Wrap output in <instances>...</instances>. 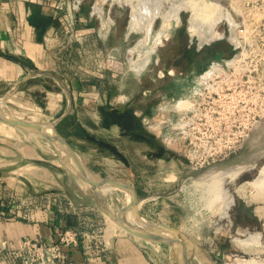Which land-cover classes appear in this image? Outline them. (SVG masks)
Instances as JSON below:
<instances>
[{"label": "rangeland", "instance_id": "374dc122", "mask_svg": "<svg viewBox=\"0 0 264 264\" xmlns=\"http://www.w3.org/2000/svg\"><path fill=\"white\" fill-rule=\"evenodd\" d=\"M180 1L182 0L163 1L161 11L164 14L168 13L173 8V4ZM195 1L201 8H205L207 5L213 6L214 9L209 8V12L215 11L219 5L230 14L229 18H224L226 22L224 21L221 27L222 30L226 27V40H223L226 42L227 52L226 72L221 74L222 70L218 68L222 67L215 65L208 73L210 75L209 78L212 80H216L219 75L220 78L225 79L226 83L222 82L213 86V82L205 83L206 78H203V81L187 88L183 92L180 101H178L177 108L172 107L174 111H167L164 117H160L159 114L151 118L147 127L151 133L150 137L142 134V128H139L140 133L135 132L136 139L143 135L146 139L145 141L150 140V145L148 142V146L130 142L128 144L132 145V148L131 146L128 147L125 156L120 158L109 156L105 158L102 155H91L87 161L90 164H98L103 173L111 177V180L127 182L136 189L139 202L138 213L144 219L152 223L170 226L188 235V237L205 248H209L211 237L216 234L220 227L218 222L238 214V209L231 207L233 205L230 204L229 197L233 196L237 204L244 202L245 198L238 192V188L242 185L246 187L247 195L255 192L256 189L252 184L259 178L260 170L264 166V156L258 162V169L248 173L250 174L249 177L244 178L239 183L229 177H225L222 180L224 198H229L228 204L230 205L227 204V206H224L223 200H217L212 207L209 206L211 198L206 194L204 196L202 190L196 187V178H183V176L191 168L188 158L194 155L198 147L194 145L195 141L198 143L201 140L200 135V138H195L194 136L195 126L202 127L200 130L204 134L203 139L205 137L211 138V134L214 137L218 126L224 121H226L227 130L231 132V137L233 136L232 130H240L243 134H246L243 146L226 160L243 152L247 153L251 145L250 156L255 155V143H258L261 137L264 139V135L261 134L259 136V128L262 124L264 125V0ZM126 3L124 0H82L81 5L73 10V16L77 22L76 28L82 30L86 28L91 33L89 31L81 43H72L75 48V54L68 59L62 57L61 54H56L57 57L54 58L56 62L55 69L56 72H59L56 79L47 78L42 84H35L32 81L33 84H30L38 87H33L25 94L10 92V88H7L8 86H3L0 89V108L7 114L23 120L44 124L53 122L66 110L68 101L64 88L68 87L64 79L68 81L70 76L90 78L92 84L95 83V79L99 82L104 80L102 84L104 87H109V89L111 86H115L116 91L121 94L119 100L115 98V103L124 100L126 102L127 99L131 98L133 95L132 87L135 85L136 76L138 75V65H141L147 59L156 34L154 33L152 36L150 35L151 38L150 36L147 38V29H145L147 22H145V25L141 24L144 27L138 26V29L131 34L128 41L123 40L121 36L127 29L130 12L132 18V6L130 3ZM133 3H136V1ZM110 5L113 7L114 16L112 15V17L108 14V17L101 16L99 12L107 11ZM97 6L100 8L97 9ZM189 11L187 14L190 16V14H193V10ZM164 14L160 16L164 18ZM199 16L200 18L204 16L203 12ZM112 18L113 20L115 19L116 24L112 30L113 38L109 39L108 31H110L109 26ZM79 19L81 21L85 19L86 24L79 23ZM159 23H161L160 18L157 19L156 24ZM219 35L222 36L221 33ZM140 40L143 45L138 47L137 43ZM229 40L236 45V49L231 47L233 45H231ZM132 47H135L136 51H134L135 48L129 50ZM223 75H226V77L224 78ZM106 78H109L110 81L115 79L116 82L108 83L105 81ZM39 86H48L49 89H55L54 91L63 93V107L59 112L51 113L44 109L48 99L42 94H35ZM206 86L211 92L219 91L218 94L213 93L214 97L217 98L214 104L209 102L210 98L207 97V100L202 98L208 93ZM86 92L88 90H83L82 95L86 94ZM100 100L102 98L100 99L99 97ZM186 104H188V107H186ZM7 128L11 127L7 126ZM13 130L23 132L24 136L29 140L38 141L48 153V155L43 156L44 162L50 164V161H53L56 164H60L59 168L63 169L62 165L64 164L61 161V155L50 139L41 134L18 128ZM154 132L159 134V139H154ZM119 133L117 127L112 125L109 127L108 132H105L104 137L109 140L110 145L114 148L117 145L120 150L126 151L124 137ZM164 145L170 151L164 150ZM261 152L263 151L261 150ZM217 163L209 165L208 161L202 160L199 163V167H201L199 169H207ZM103 190L105 191L104 193L102 192L103 195L98 199L97 205L106 207L108 211L115 215L122 213L126 221L131 224V218L134 219L131 205L133 195L129 201L127 198L128 192L125 189L106 187ZM248 204L256 207L257 215L254 216L255 221L260 226V229H263L264 233V200L248 202ZM260 206L263 213L262 211L261 213L257 212V208ZM98 210L102 213L103 227L105 230L107 228V234H109L110 230L116 229V226L111 223L112 221L107 213L100 208ZM228 210L230 217L226 215ZM118 230L125 234H131L124 228H118ZM260 234L261 237L257 245L264 249V237L261 241L262 233ZM138 240L144 242V239L138 238ZM150 242L156 246L157 252H160L163 264H178L176 248L171 244L156 241ZM240 248L245 251L242 247ZM262 254H264V250ZM262 256L260 259L254 257L235 259L231 252H224L219 254L214 260H217L216 264H236L239 260L254 259L256 261H264V255ZM199 258L201 259L196 246H190V264H202L204 261L202 259L203 262H201ZM204 264L206 263L204 262Z\"/></svg>", "mask_w": 264, "mask_h": 264}, {"label": "crops", "instance_id": "0c3cea01", "mask_svg": "<svg viewBox=\"0 0 264 264\" xmlns=\"http://www.w3.org/2000/svg\"><path fill=\"white\" fill-rule=\"evenodd\" d=\"M54 1L0 0V89L8 86L10 92L25 94L33 87H38L30 84L34 80L35 84H42L47 78L56 79L59 74L55 69L56 54H61L65 59L75 54L72 44L64 47L66 36L61 18L53 6ZM81 1L74 0L76 4H81ZM78 21L86 24L85 19ZM89 31L86 28L81 30L85 35ZM103 81L95 79L92 84L90 78L70 76L68 81L64 79L68 87L64 88L68 102L58 126L85 166L91 172L110 179L98 164L87 161L89 156L120 158L126 155L129 146L132 148L128 143L137 142L141 146H148L150 141H145L144 134L135 138L137 127L134 120L137 118H134L135 114L129 108L128 99L115 103V98L119 100L121 94L112 86L110 89L105 88ZM105 81L116 82L109 78ZM85 89L88 92L82 95ZM54 90L48 86H39L34 90L35 94L46 96L48 101L44 109L51 113L59 112L63 107V93ZM99 97L102 100L99 101ZM112 125L124 137L126 151L120 150L117 145L114 148L104 137ZM7 126L0 124V200L3 202L0 206V240H15L27 235L44 242L56 241L61 231L69 228L66 227L65 216L56 212L48 201L39 204L27 202L40 195L62 193L78 207L98 209V199L105 190L87 183L65 165L60 169V164L44 162L43 156L48 153L38 141L29 140L23 132L13 130L15 128L12 126L8 129ZM142 129L144 133L145 129ZM102 241L105 252L100 257L92 251V245H83L68 254L67 264H163L154 244L145 239L142 242L132 234L120 232L118 228L110 230L109 234L106 228Z\"/></svg>", "mask_w": 264, "mask_h": 264}, {"label": "flooded vegetation", "instance_id": "af4514ba", "mask_svg": "<svg viewBox=\"0 0 264 264\" xmlns=\"http://www.w3.org/2000/svg\"><path fill=\"white\" fill-rule=\"evenodd\" d=\"M96 8L98 9L100 7L97 6ZM112 10L113 7L110 5L107 11L98 12L101 16L108 17V15H113ZM189 10L190 9L179 10L178 13L171 18L166 16L162 18L160 15L163 14V12L161 11V14L157 15L154 19L150 35L152 36V34L155 33L156 36L154 37L152 49L148 54L147 59L142 63L143 65H138V75L136 76L135 85L132 87L133 95L128 99L129 108L135 114L134 118H137L134 120L135 126L138 128H136L137 133H140L139 128H144L145 131L142 134H146L150 137L151 133L148 131L147 127L151 118L159 114L160 117H164L167 111H174L172 107L177 108L176 105L182 98L183 92L187 90V88L195 86L203 81V78H206L205 82H213V86L216 84L219 85V83L222 82L226 83L225 79L220 78L219 75L216 80H212L209 78L210 75H208L209 71L215 65L222 67L221 74L226 72L227 52L226 42L223 41L226 40V27L224 29L225 31L221 29L225 20L223 19L213 26L202 27L204 29L203 31L208 30L211 33L209 36L201 37L197 30L198 27H196L198 24L197 20L193 19V14H190V16L187 14L190 12ZM129 17L130 19L127 29L121 36L124 41H128L131 34L136 31V29H131L130 27L131 12ZM159 18L161 19V23L156 24L157 19ZM110 22L111 25L109 26L110 31H108V35L109 39H112V30L114 29L116 22L113 18ZM215 31L217 34L216 36ZM219 33H221L222 36L219 35ZM141 40L137 43L138 47L143 45V43H140ZM230 43L233 45L231 47L236 49V45L233 44L232 41ZM133 48L135 47H132L129 50ZM228 50H230V48H228ZM134 51H136V48ZM134 51L131 54L132 57ZM223 76L224 78L226 77V75ZM207 79L210 80L207 81ZM114 88L116 87L112 86V89ZM207 92L210 102L217 100L213 93L217 94L218 91ZM153 135L155 140L159 139V134L154 132ZM164 150L170 151L165 145ZM169 153L174 154L173 152ZM222 162H226V160L220 161L219 163ZM249 175L250 174H246L242 180L249 177ZM231 204L233 205L231 207H236V209H238V214L231 216L229 215L228 210L226 215H229V217L231 216V218L218 222L220 227L216 234L211 237L210 247L205 248L200 243L194 241V246H196L199 253L201 252L200 254L204 259L207 258L206 260L209 262L211 261L210 264H216L217 260L214 259L224 252H231L235 259H249L252 257L260 259L263 257L262 255H264L248 254L237 244L238 238H248L250 237V234L256 232L262 233L261 241L263 240V229H260V226L255 221L254 217L257 215L256 207L248 204L245 200L244 202L237 204L235 198L234 203ZM260 233L258 234L261 237ZM200 260L203 262L202 258ZM202 264H204V262Z\"/></svg>", "mask_w": 264, "mask_h": 264}, {"label": "built area", "instance_id": "2783aa9c", "mask_svg": "<svg viewBox=\"0 0 264 264\" xmlns=\"http://www.w3.org/2000/svg\"><path fill=\"white\" fill-rule=\"evenodd\" d=\"M80 5L76 4L74 0L70 2L55 0L53 2L56 14L61 18L62 30L66 36L64 47L72 43H81L84 39L85 34L81 32L82 29L76 28L77 22L73 16V10ZM206 87L207 91H210L208 86ZM218 96L220 97V95ZM207 97V95L202 96L206 100ZM212 103L214 104L215 100ZM195 129V138H200V135L201 140L198 143L195 141L194 145L198 147L194 155L188 158L191 168L194 169L201 168L199 163L202 160L208 161L209 165H211V163L214 164L228 159L243 146L246 140V134H243L240 130H232L233 136L231 137V132L226 127V121L218 126L215 136L213 137V134H211V138H202L204 137L200 130L202 127L195 126ZM43 201L53 204L58 213L75 214L81 222L82 229L65 228L61 231L56 241L50 242H44L27 235L15 240H0V264H67V260H69L68 254L83 245L89 247L92 245V251L97 253L99 257L101 253L105 252V246L102 241V236L105 232L104 222L101 216L102 213L98 209L90 206L78 207L71 198L62 193H55L50 196L40 195L32 198L27 203L39 204Z\"/></svg>", "mask_w": 264, "mask_h": 264}, {"label": "water", "instance_id": "95a60500", "mask_svg": "<svg viewBox=\"0 0 264 264\" xmlns=\"http://www.w3.org/2000/svg\"><path fill=\"white\" fill-rule=\"evenodd\" d=\"M64 115L60 116L53 122L50 123H37L32 121L23 120L14 116H11L4 112L0 108V121L6 125L12 126L14 128L22 129L25 131L33 132L36 134H41L48 139H50L56 146L60 147L66 154L67 157L61 155V161L66 168L74 172L80 178H82L87 183L95 186L97 189L102 190L106 187L110 188H121L128 190L132 193V211L134 214V223H129L126 219L120 215H115L116 222L124 228L126 231L130 232L134 236L145 239L148 241L156 242H165L169 243L172 246L178 248L176 252L177 263L178 264H190V246H194L195 242L188 235L160 223H152L143 219L142 216L138 213V194L136 189L129 183L121 180H111L106 179L102 176L97 175L94 172H91L83 162L81 156L75 151V149L67 142L62 133L58 128V123L62 120ZM51 130L52 133H48ZM251 146H249V151L247 153L243 152L240 155H237L226 162L217 163L207 169H194L190 168L183 176V178L194 177L199 179L212 170L225 169L226 172L234 169L236 166H242L243 170L240 171L234 178L236 182L242 180V178L250 173L251 170L258 169V162L264 156L263 152L260 154L250 156ZM101 210L105 213H108V209L102 206H99ZM178 254V255H177Z\"/></svg>", "mask_w": 264, "mask_h": 264}, {"label": "bare ground", "instance_id": "6f19581e", "mask_svg": "<svg viewBox=\"0 0 264 264\" xmlns=\"http://www.w3.org/2000/svg\"><path fill=\"white\" fill-rule=\"evenodd\" d=\"M125 1H127L128 3H131L133 6L132 18H131V24H130L131 29H138V26L144 27L145 22H147L145 29H147L146 32H147V38H148L150 36L155 17L157 15L161 14V4L163 3V0H125ZM134 1H136V3H133ZM182 8L193 10V19L197 20L198 24L196 25V27H198L197 30H198V33L201 37L202 36H209V34L211 33L208 30L203 31L204 29L202 27L213 26L217 22H219L220 20H222L224 18L225 19L229 18V15H230L228 12H226L225 9H223L219 5L217 6V9L215 11L213 10V11L209 12L208 9L209 8L214 9L213 6L211 7L210 5H207V6H205V8H201V6L195 0H182L176 4H173V8L168 13H166V14L163 13V14H164V16L171 18V17L175 16L178 13V11L181 10ZM202 12L204 15V16H202L203 19H202V17L200 18V16H199L200 14H202ZM141 24H144V25H141ZM235 34H236V32H235ZM232 41H233V39H232ZM218 69L222 70V68H218ZM186 107H188V104H186ZM48 133H52V131L49 130ZM261 134L264 135V125L263 124L259 128V136ZM252 141H253V139H252ZM255 144H254L255 145L254 150H256L255 155H257L261 152V150L263 151V149H264V139L261 137V140ZM56 148L58 149V151L61 155H63L64 157H67V154L60 147L56 146ZM242 170H243L242 166H236V167H234V169L230 170V172H226V168L225 169L212 170L211 172H209L205 176H203L199 179H196L195 184H196L197 188H200L202 190L203 195L204 194L209 195V197L211 198L210 203L208 204L209 206L212 207V205L217 200H221V201L223 200L224 201L223 203H225L224 206H227V204L229 203V198H230L231 203H234V199H233V196H230L229 198H224V192H223L224 189H222V182H223L222 180L225 177H229L232 179ZM260 172L261 173L259 175L258 180L254 181L252 184V185H254V187L256 189L255 192L252 191L253 193H251L250 195H247L245 186L242 185L238 188V192L242 195V197L245 198V200L247 202L264 200V166L261 168ZM126 191L128 192L127 198L130 201V199L132 197V193L128 190H126ZM222 197H223V199H222ZM207 199H208V196H207ZM230 204H228V205H230ZM224 206H222V207H224ZM261 211H262V208L260 206L259 208H257V212L261 213ZM262 213H263V211H262ZM107 214H108L110 220L112 221L111 223H113L114 226H116V228H122L116 222V218H115L114 213H112L111 211H108ZM134 219L131 218L132 223H134ZM259 237H260L259 234L256 233V234L250 235V237H248V238H238L237 244L240 247H242L245 251L251 253L252 255L253 254H255V255L256 254H262L264 249L261 246L257 245L259 243ZM173 247H174V245H173ZM174 248H176V250L178 251L177 247H174ZM200 249H201V247H200ZM200 257L203 259V261L206 264H210L211 261L209 262L208 260H206L207 258L204 259V257H202L201 254H200ZM236 264H264V261H256L254 259L239 260V261H237Z\"/></svg>", "mask_w": 264, "mask_h": 264}, {"label": "trees", "instance_id": "16d2710c", "mask_svg": "<svg viewBox=\"0 0 264 264\" xmlns=\"http://www.w3.org/2000/svg\"><path fill=\"white\" fill-rule=\"evenodd\" d=\"M40 95H41V93H40ZM1 190H2V188H0V192H1ZM4 192L6 193V191H4ZM9 196H10V198H13L11 195H9ZM0 198H1V196H0ZM1 205H3V202L0 200V206ZM61 215H64L65 216V219L67 220V226L66 227H69V228H72V229H75V230H81L82 229L81 222H80L79 218L75 214H73V213H65V214H61Z\"/></svg>", "mask_w": 264, "mask_h": 264}]
</instances>
